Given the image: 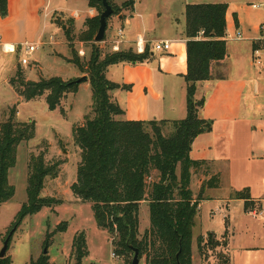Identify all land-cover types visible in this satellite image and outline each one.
Returning <instances> with one entry per match:
<instances>
[{
	"label": "trees",
	"instance_id": "16d2710c",
	"mask_svg": "<svg viewBox=\"0 0 264 264\" xmlns=\"http://www.w3.org/2000/svg\"><path fill=\"white\" fill-rule=\"evenodd\" d=\"M87 1L96 9L97 15L86 19V29L78 38L95 42L104 5L103 0ZM133 4V0L124 2L128 8ZM112 7L113 15L120 14L117 7ZM227 9L228 4L224 2L186 6L187 115L182 119L116 118L124 111L112 99L110 92L125 86L109 80L107 68L123 62L137 64L150 60L154 52L149 45L142 53L132 48L124 49L109 52L102 59L100 52L94 51L86 63L77 55L72 59L88 75L93 91L92 116L73 127L81 159L77 179L71 186L72 192L81 202L91 204L99 228L117 233L116 252L129 254L133 251L131 246L137 247L140 258L146 256L145 264H193V230L199 202L206 198V188L221 186L220 174L213 175L204 180L199 193L194 195L191 188L193 171L198 172L205 167L208 174L210 162L193 159L190 152L196 137L212 130V121L200 115L204 99H196V90L199 81L214 78L213 63L221 65L228 56ZM0 15H9L8 0H0ZM70 22L65 34L69 41H73L76 38L74 20ZM259 48V45H254V49ZM216 77H223V74ZM77 79L64 80L53 76L39 81L22 80L16 90L27 101L46 94L48 108L55 110L69 93L78 91L80 83ZM16 112L13 110L0 123V207L15 194V187L9 181V171L17 162L18 147L36 135L35 121H17ZM29 167L28 199L15 216L11 229L14 232L27 216L37 214L44 207L62 203V200L41 196L45 179L58 175L59 164L47 163L44 154H40L31 156ZM232 196L245 199L247 210L254 208L249 189L234 191ZM143 201L149 204L150 227L140 239V205ZM66 229L64 224L56 231ZM51 235L46 246H50ZM209 236V241L214 243V234L209 233ZM197 242L201 247L204 237L200 235ZM89 253L85 232H77L72 245L76 264H82ZM49 259V254H43L31 264H51ZM228 262L227 259L226 264ZM11 263L12 259H0V264Z\"/></svg>",
	"mask_w": 264,
	"mask_h": 264
},
{
	"label": "crops",
	"instance_id": "0c3cea01",
	"mask_svg": "<svg viewBox=\"0 0 264 264\" xmlns=\"http://www.w3.org/2000/svg\"><path fill=\"white\" fill-rule=\"evenodd\" d=\"M66 1H83L87 6L83 16H80L77 9L74 11L79 12L78 17L72 15L74 11L71 13L74 17V34L82 32L86 29V19L97 15L96 9L90 7L87 0ZM218 2L221 1L133 0L132 7L108 19L105 39L101 44L110 48V52L114 51L117 41H120L121 50L132 48L134 51L138 39H142L151 48L158 40L172 42L170 50L153 51L154 56L146 62H123L107 68V78L125 86L110 92L112 99L124 111L117 119L160 120L186 117V6ZM8 7L9 15L5 18L0 16V38L3 41L0 42L10 46L27 42L19 41L22 36L16 34L15 30L25 20L30 23L29 13L37 19L34 36L37 38L35 42L41 41V45L44 44V29L57 25L51 21V15L56 11L69 15L65 10L54 8V0H8ZM232 7L228 4L226 13L228 56L221 65L213 63L214 78L197 83L196 98L204 99L200 115L211 120L213 125L211 131L196 137L190 156L209 161L215 167L213 175L220 174L221 186L206 188L204 191L206 198L199 202L193 232L201 228L202 234L210 232L219 239L227 234L229 264H264V243L260 244L262 241L240 245L237 250L232 248L235 236L238 235L236 232L240 230L248 231L253 240L260 241L258 230L247 223V218H264V52L259 48L261 58L258 63L255 55L257 49H254L258 41H264V34L261 32L262 24H255L252 33L247 31L243 18ZM22 16L25 20L20 19ZM65 28L64 25L63 29ZM120 29L123 30V38L119 36ZM238 34L242 37L238 38ZM50 38L53 40V36ZM46 43L54 45L55 40ZM81 44L79 51H85L84 43ZM52 54L56 59L64 60L54 52ZM69 63L75 65L73 62ZM5 64L7 61L1 60V66ZM217 71L223 77H216ZM81 72L78 68L73 76L68 77L78 78L82 75ZM84 82L91 87L90 80ZM84 82L80 83L76 93L69 94L77 95ZM86 115L77 122L83 123L81 120ZM196 174L198 173L193 171L192 178ZM203 175L206 176V172ZM205 176L200 178L199 186H193L195 196L199 193L202 182L211 177ZM244 189H249L251 200L254 201L255 205L251 210L245 208V199L232 196L234 191ZM146 204L148 202L143 201L140 208ZM257 206L262 214L258 213ZM250 229H255L257 233L250 232ZM259 231L264 233V224Z\"/></svg>",
	"mask_w": 264,
	"mask_h": 264
},
{
	"label": "rangeland",
	"instance_id": "374dc122",
	"mask_svg": "<svg viewBox=\"0 0 264 264\" xmlns=\"http://www.w3.org/2000/svg\"><path fill=\"white\" fill-rule=\"evenodd\" d=\"M110 1L114 7L120 10V14L124 9H129L124 5L127 0ZM215 1L226 2L236 8L235 10L244 20L245 28L251 33L254 31L255 24H262L261 32L264 34V0ZM54 8L65 10L69 15L60 14L57 11L51 15V21L57 25L44 29V44L40 45L35 52L27 55L30 60L29 64L23 65L21 63L20 51L5 53L0 46V123L9 117L13 110L17 111V121L33 120L36 123L35 137L29 141H23L19 145L17 162L9 171V181L15 187V194L0 207V251L12 231L16 214L28 199L27 187L31 156L44 154L47 163L59 164V172L56 177L48 176L45 179L41 196L53 197L62 200V203L44 207L37 214L27 216L13 233L4 259H12L11 264H31L32 260L39 259L43 254H49L51 264H76V260L72 255L73 239L77 232L84 231L90 253L82 260V264H130L134 252L132 251L129 254L116 252L114 243L118 241L117 233L112 234L99 228L91 204L81 202L74 196L71 189L72 184L77 179V168L81 159V151L75 144L73 127L80 123L77 120L85 114L87 115L84 118L93 114L92 87L84 82L77 95L69 94L67 98L63 99L62 105L55 110L48 108L46 94L27 101L16 90V86H19V82H22V80L39 81L41 78H51L58 75H64L63 78L66 80L75 79V77H68L73 76L78 70L75 65L69 63L72 62L75 55L86 63L94 51H99L102 59L110 52V48L106 45L103 46L101 42L80 40L78 36L81 31L75 34V40L69 41L67 39L65 31L70 26V20L74 18L71 13L75 9L80 12V16L85 13L87 6L83 1L54 0ZM28 16L30 23L26 22L25 17H20L25 22L16 28L15 33L22 36L19 37V41L35 42L37 41L34 36L37 19L30 13ZM14 17H16V14H14ZM27 23L28 25H26ZM64 25L65 30L63 29ZM50 36H53V40H55L54 45L46 43L53 41ZM0 41L3 42L2 38H0ZM81 42L84 43V54L79 53V49L82 47ZM257 45L264 52V41H258ZM53 52L64 58V60L56 59L52 54ZM3 53L6 55L5 57ZM3 59L7 61V64L1 66V60ZM219 71L215 73L217 74ZM83 76L88 75L82 73L78 78ZM12 81L15 82V85L12 84ZM87 81H89V77ZM84 120L81 121L84 122ZM214 169L215 167L209 164V173L207 174V169L202 167L199 170L200 172L198 171V174L192 178L191 188L200 185V178L205 176L203 175L205 172V177L213 176ZM258 208L257 206L256 209L259 213L261 209L258 210ZM247 223L258 230L259 239L261 240H253L251 233L240 230L236 232L238 235L235 236L233 249L237 250L240 245L255 244L261 241L260 244L264 243V233L259 231L264 224V218L258 220L251 216L247 218ZM64 224L67 226L65 231H56ZM149 227V204H146L145 207L140 208L138 233L140 239ZM250 230V232L257 233L255 229ZM209 233L202 234L201 228L194 231L193 264H226L230 256L227 248V234L220 237L221 239L214 235V243H211ZM49 234H52L50 246H46ZM200 235L204 237L201 247L198 246L197 242ZM45 249H47V252H45ZM145 263L146 256L143 255L140 258V264Z\"/></svg>",
	"mask_w": 264,
	"mask_h": 264
},
{
	"label": "built area",
	"instance_id": "2783aa9c",
	"mask_svg": "<svg viewBox=\"0 0 264 264\" xmlns=\"http://www.w3.org/2000/svg\"><path fill=\"white\" fill-rule=\"evenodd\" d=\"M256 7V5H254ZM74 17H78L79 16V12L78 11H74L72 14ZM119 36L120 38H123V30L120 29L119 30ZM242 35L238 34V38H241ZM42 44L41 41L38 42H25V43H21L18 44L16 46H13L12 48H8L7 44L1 43V47L3 48L4 52L6 53H17L18 51L21 52V63L23 65H27L30 63V60L28 59L27 55L35 52L38 47ZM120 41L115 42V46H114V51H119L121 50L119 47ZM171 44L172 42L170 40H158L155 41L153 46H152V50L155 52H164V51H168L171 48ZM146 49V43L142 40V39H138L137 41V48H136V52L138 53H142L144 52ZM80 54H84L85 52L83 50L79 51ZM255 55L257 57V62L260 63V50L257 49L255 51ZM259 214H262V212H260Z\"/></svg>",
	"mask_w": 264,
	"mask_h": 264
},
{
	"label": "water",
	"instance_id": "95a60500",
	"mask_svg": "<svg viewBox=\"0 0 264 264\" xmlns=\"http://www.w3.org/2000/svg\"><path fill=\"white\" fill-rule=\"evenodd\" d=\"M104 10L100 14V26L98 29V32L95 36V42H102L105 39L106 30L108 27V19L113 15L114 9L112 5L110 4L109 0H103ZM88 76H83L81 78L77 79L78 83H82L84 81H87ZM14 231H11L9 236L6 238L4 245L0 251V258H4L7 254V251L9 249L10 240L13 235ZM134 255L132 259V264H140V252L137 247L131 246ZM45 252H47V249H45Z\"/></svg>",
	"mask_w": 264,
	"mask_h": 264
},
{
	"label": "bare ground",
	"instance_id": "6f19581e",
	"mask_svg": "<svg viewBox=\"0 0 264 264\" xmlns=\"http://www.w3.org/2000/svg\"><path fill=\"white\" fill-rule=\"evenodd\" d=\"M7 47H8V48H12L13 46L8 45Z\"/></svg>",
	"mask_w": 264,
	"mask_h": 264
}]
</instances>
